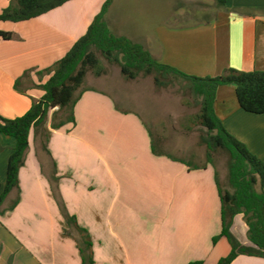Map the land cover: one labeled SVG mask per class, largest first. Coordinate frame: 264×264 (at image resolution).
Segmentation results:
<instances>
[{"label": "crops", "instance_id": "crops-1", "mask_svg": "<svg viewBox=\"0 0 264 264\" xmlns=\"http://www.w3.org/2000/svg\"><path fill=\"white\" fill-rule=\"evenodd\" d=\"M106 1L72 0L29 21H0V32L13 35L0 37L2 117H22L44 96L33 85L45 84L50 75L36 72L70 52ZM10 5L0 0V15ZM105 20L113 34L190 76L264 71V0H114ZM30 70L35 71L22 79L26 93L21 94L16 81ZM105 79L86 80L75 125L52 129L50 114V154L31 131L19 173L20 202L9 210L17 198L13 191L1 208L0 264H82L52 195L53 162L69 213L92 237L96 264H218L231 246L225 237L213 243L222 232L215 169L193 170L187 161L156 156L154 119L149 123L138 109L123 108L120 102L127 104L129 97L106 89L112 86ZM214 108L227 131L264 162V114L241 109L233 85L219 87ZM14 146L0 135V187ZM232 232L252 245L242 215ZM232 264H264V259L239 256Z\"/></svg>", "mask_w": 264, "mask_h": 264}, {"label": "trees", "instance_id": "trees-1", "mask_svg": "<svg viewBox=\"0 0 264 264\" xmlns=\"http://www.w3.org/2000/svg\"><path fill=\"white\" fill-rule=\"evenodd\" d=\"M11 5L0 15V21L24 22L47 14L72 0H8ZM114 0H107L100 14L95 18L87 33L80 38L70 52L54 66L36 72L38 77L50 75L45 84H34L33 87L44 91V96L33 101L30 110L22 117L6 119L0 115V135L14 141L15 146L9 159L6 182L0 187L1 208L7 197L17 192L9 210H13L20 202L19 173L25 164L29 150V135L34 130L35 138L41 148L48 150L49 135L46 128L50 114L52 129H60L68 123L76 124L75 107L84 89L83 85L89 73L101 77L107 73L98 53L111 64L120 68L126 81L153 77L158 88L179 84L183 91L193 95V102L199 113L189 120L194 127H201V144L206 147L207 163L202 166L187 164L184 160L165 154L157 148L153 140V153L156 156H167L176 162L187 164L190 169L204 170L209 165L215 169L216 182L221 199L222 232L213 243L220 238H227L230 254L222 258L218 264H232L239 256H250L264 259V162L252 154L248 147L230 134L222 121L217 117L214 104L217 90L221 86H235L238 103L244 111L264 114V71L242 72L228 69L217 77L199 78L187 75L180 70L154 59L142 45L132 40L117 36L110 30L105 16ZM225 4V0H218ZM0 37L10 40L13 35L0 32ZM33 71H27L16 81L15 89L25 94L22 79ZM56 108H58L56 110ZM191 126V127H192ZM191 130V128L189 127ZM224 152L230 157V190L223 189L215 167V155ZM53 198L65 219L66 236L74 238L79 249L82 264H96L93 251V240L89 232L82 228L77 218L68 211L60 191V177L57 166L53 162V171L49 176ZM242 215L248 228V239L251 246L244 245L232 232L235 218ZM72 230L77 233L73 236ZM191 264H203L202 261Z\"/></svg>", "mask_w": 264, "mask_h": 264}, {"label": "rangeland", "instance_id": "rangeland-1", "mask_svg": "<svg viewBox=\"0 0 264 264\" xmlns=\"http://www.w3.org/2000/svg\"><path fill=\"white\" fill-rule=\"evenodd\" d=\"M98 57L107 69V73L101 77L109 80L112 86H105L106 89L117 90L116 92L125 93L129 97L127 104L120 102V105L123 108L138 109L148 122L154 119L156 128H153L156 138L153 140L158 149H160L158 140H162L165 154L187 161L193 166L207 163L206 147L200 140L204 129L193 127L189 123V120L199 113V108L194 105L193 95L189 91H183L179 84L158 88L153 77H141L134 82L126 81L121 75L119 66L109 63L101 53H98ZM95 78L99 77L89 73L86 78L87 84L92 83ZM215 167L223 189L230 190L229 155L224 152L217 153Z\"/></svg>", "mask_w": 264, "mask_h": 264}, {"label": "built area", "instance_id": "built-area-1", "mask_svg": "<svg viewBox=\"0 0 264 264\" xmlns=\"http://www.w3.org/2000/svg\"><path fill=\"white\" fill-rule=\"evenodd\" d=\"M58 108H56V110H57Z\"/></svg>", "mask_w": 264, "mask_h": 264}]
</instances>
